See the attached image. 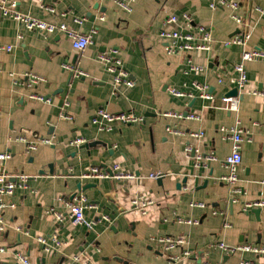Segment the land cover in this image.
<instances>
[{"label": "crops", "instance_id": "1", "mask_svg": "<svg viewBox=\"0 0 264 264\" xmlns=\"http://www.w3.org/2000/svg\"><path fill=\"white\" fill-rule=\"evenodd\" d=\"M6 1L15 2L17 10L34 17L67 24L84 34L94 28L95 32L89 47L78 53L68 36L28 30L0 12V153L11 154L0 161V173L36 176L29 185L37 191L18 189L4 198L13 206L2 211L9 228L0 233V246L7 249L0 252V264H19L12 255L16 250L33 264H72L71 256L76 253L93 264H264V254H227L212 247L220 241L231 246H264V205L244 209L248 201L264 202V59L246 64L248 82L238 113L241 125L250 132L238 170L244 193L232 192L222 179L227 173L224 162L231 153V141L221 127H232L237 117L224 108L222 98L234 89V66L242 49L226 44L240 31L232 11L212 9L211 0H136L131 12L109 0H43L54 12L35 0ZM238 1L236 13L252 28L249 45L264 50V16L256 10L264 8V0ZM184 12L210 30L214 39L210 51L167 54V43L159 32L176 29L165 20ZM8 45L13 49H1ZM101 53L121 59L135 82L133 87L122 86L114 93V74L98 59ZM189 59L203 69L185 72ZM68 62L79 64L89 76L73 77L63 67ZM28 72L45 80L34 87L22 84ZM195 82L208 85L214 100L191 97L196 93ZM172 87L186 95L171 94ZM34 92L49 100L32 99ZM66 102L71 120L61 117ZM100 108L134 112L145 121L98 131L92 119ZM169 111L196 113L200 119L163 115ZM168 127L178 132H169ZM198 130L205 132L204 138L190 135ZM35 133L53 136L54 143L40 144L28 153L26 144L16 138L23 135L31 140ZM76 137L85 138L89 147L71 145ZM187 145L204 156L214 151L217 160L197 167L194 154L185 151ZM115 164L137 177H78L91 166L109 168ZM154 172L166 175L159 182L148 178ZM80 191L89 198L84 214L93 226L75 225L68 216L57 224L48 208L62 210L58 198ZM139 193L154 200L147 214L131 206L130 199ZM192 202H204L205 207H193ZM178 217L199 223H179ZM55 233L68 243L60 251L47 253L36 239ZM168 235L184 236L186 246L165 250L156 238ZM185 250L192 252L188 258L183 255Z\"/></svg>", "mask_w": 264, "mask_h": 264}, {"label": "built area", "instance_id": "2", "mask_svg": "<svg viewBox=\"0 0 264 264\" xmlns=\"http://www.w3.org/2000/svg\"><path fill=\"white\" fill-rule=\"evenodd\" d=\"M40 4V6L54 12V8L45 6L43 0H35ZM116 4L122 11L131 12L132 4L136 0H109ZM210 7L212 9L217 8H227L232 11V17L240 27L239 33H236L226 44H237L241 46V58L235 64L234 70L236 76L233 78L234 88H237V95H225L222 98L224 103V108L236 114L235 124L226 128L221 127L222 131L226 133V138L231 141V153L225 159V166L227 168V173L223 176V181L227 183L229 189L234 193H244V188L239 184L240 178L238 174L239 166L242 164V146L246 140H250V132L245 127L241 125V121L238 117L240 110L241 96L245 92V88L248 82L246 73L247 62L264 59V50L252 47L249 42L252 37V28L247 21V19L236 13L239 8L238 0H211ZM256 10L264 16V8L257 7ZM0 12L3 17H10L20 24H23L28 30L40 31L44 34H55L61 33L68 36L72 41L73 48L78 52H84L89 45L92 43V35L95 32V28L91 30L90 33L84 34L76 31L75 29L69 27L67 24H55L37 17L32 16L29 13H24L16 8L15 2L9 4L6 0H0ZM104 19L103 16L100 17ZM77 22L82 24L83 21L77 19ZM166 24H174L177 26L174 30L161 29L159 32L160 37L167 43L165 50L167 54H176L180 51L194 52V51H210L212 49V44L214 39L210 30L201 24H196L195 19L192 14L184 12L180 15L171 14L166 20ZM21 37V36H20ZM1 49L12 50L13 46H1ZM106 67V69L114 74V93L116 94L122 86L133 87L135 82L132 80L129 72L125 69L122 64L121 59L111 56L107 53H101L98 58ZM64 69L71 72L72 76L75 78L88 77L89 72L82 68L77 63H64ZM203 67L193 64L191 59H189L188 67L185 72L189 71H200ZM22 84H26L29 87H34L45 80L44 77L37 75L32 72L25 73L23 75ZM196 93L190 94L191 97H200L205 100H214L215 96L210 91L208 85L195 82ZM171 94L175 96H184L186 93L178 88H169ZM32 99L40 101H48L44 95L39 93L30 94ZM65 103L61 117L64 119L71 120L73 117L65 111ZM164 116H173L179 118H190V119H200V116L196 113H182L176 111H169L163 114ZM145 121L143 115H137L134 112H109L104 108L97 110L96 114L92 119V123L97 127L98 131L110 132L114 129L117 124L127 125L133 123H142ZM169 132H178V130L168 127ZM192 137L201 139L204 138L205 132L203 130H198L191 132ZM17 140L24 142L26 144V151L28 153L34 152L38 149L40 144L52 145L54 143L53 136H41L38 133L33 134L32 139L20 135L16 138ZM87 143V140L83 137H76L70 141L73 146H81ZM187 154H194L195 165L201 167L206 163V161H216L217 156L214 151L210 152L208 155L204 156L199 152L198 148L187 145L185 147ZM11 157L10 152L0 153V161H4ZM166 174L161 172L151 173L148 178L159 179L164 177ZM36 176H32L26 173H18L15 175L6 174L4 172L0 173V233L6 232L9 228L7 219L5 218L2 211L5 208L13 206L4 200L7 196H12L16 193L18 189L30 190L32 193L36 194L37 191L31 189L29 181ZM81 180H92V179H119V180H132L137 176L134 173L124 171L119 164H115L112 167L105 168L100 165L91 166L88 170L82 172L78 176ZM58 203L62 207V210H58L55 206L48 208L47 212L54 218L57 224H61L64 219L68 216L75 225L87 224L89 227L93 226V222L86 221L84 211L90 206V201L88 196L80 191L70 197L60 196L58 198ZM132 208L138 209L142 214H147L148 209L154 205V200L146 195L145 193H139L134 195L130 199ZM262 201H248L244 204V209L249 210L257 206H263ZM193 207H205L204 202H192ZM177 221L179 223L187 224H198L199 220L185 217H178ZM227 226V224H226ZM42 246L43 250L47 253H53L60 251V249L68 243L67 238L61 237L58 234H53L49 237L38 236L36 239ZM158 244H162L165 250H172L180 246H186L187 239L184 236H160L156 238ZM212 247L219 248L227 254H234L238 251L244 252H254L256 254H264L263 245H253V244H238L236 246H231L223 241L216 242L212 244ZM7 249L0 246V252H6ZM192 254L191 251L185 250L183 255L188 258ZM15 260L19 264H33L29 257L21 252L14 251L12 254ZM72 264H93L89 258L85 257L81 253H76L71 256ZM203 264H210L209 262H203ZM242 264H251L248 261H242Z\"/></svg>", "mask_w": 264, "mask_h": 264}, {"label": "water", "instance_id": "3", "mask_svg": "<svg viewBox=\"0 0 264 264\" xmlns=\"http://www.w3.org/2000/svg\"><path fill=\"white\" fill-rule=\"evenodd\" d=\"M99 5H100V4L97 3V4L95 5L94 8H95V9L99 8ZM89 15H90V14H89ZM237 94H238V90H237V88H234V89L229 93V95H237ZM82 146L89 147V143H86V144H84V145H82ZM51 167H52V166H51ZM51 171H52V170H51ZM42 172H44V171L42 170L41 173H42ZM161 180H162V179L159 178L158 181L161 182ZM186 180H187V178H185V179L183 180V183H185ZM178 186H179V188L181 187L180 184H178ZM259 210H260V208H257V209H255V212L258 213Z\"/></svg>", "mask_w": 264, "mask_h": 264}]
</instances>
